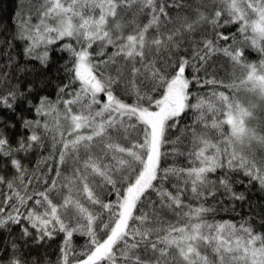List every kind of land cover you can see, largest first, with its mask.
Wrapping results in <instances>:
<instances>
[{"label": "snow or ice", "instance_id": "obj_1", "mask_svg": "<svg viewBox=\"0 0 264 264\" xmlns=\"http://www.w3.org/2000/svg\"><path fill=\"white\" fill-rule=\"evenodd\" d=\"M13 39L39 68L0 93L27 132L13 143L0 118V168L14 170L0 175V229L18 231L0 264H264V232L205 206L221 189L246 199L233 173L264 189V0H34ZM54 50L68 56L55 98ZM165 145L188 165H162ZM57 237L52 260L40 250Z\"/></svg>", "mask_w": 264, "mask_h": 264}, {"label": "trees", "instance_id": "obj_2", "mask_svg": "<svg viewBox=\"0 0 264 264\" xmlns=\"http://www.w3.org/2000/svg\"><path fill=\"white\" fill-rule=\"evenodd\" d=\"M34 0H0V72L4 71L7 67V71L10 73V82L5 80L3 83H0V93H3L8 90L11 85H17L21 89L28 83V81H36V75L34 73H25L19 72L18 68L24 66L25 64L31 68L34 64L37 68L39 65L35 61H29L28 58L24 55V42L17 41L13 39L14 34L17 31V24L19 22V14L27 12L32 8ZM189 3H192L195 6L196 0H189ZM229 30H235V26H229ZM223 31V29H222ZM63 43V42H61ZM10 44L11 47H7ZM57 46H53L55 49ZM8 56H11L15 63L11 64L10 67L7 66ZM246 56L251 62H258L261 58L254 49L246 52ZM67 53H61L59 51H53L52 53V63L50 64L47 71V78L51 81V84L47 88V94L55 98V87L61 82V79L64 77L62 71H57L60 69L65 61L67 60ZM220 63L227 67L226 58L221 57ZM194 90L200 92L207 91L208 86L204 88H199V86L194 85ZM223 90V89H220ZM19 111V109H18ZM23 115H29L27 112H23ZM0 118L8 120L9 123L16 124L15 128L8 129V136L13 143L21 135H27V132L19 127L18 121L12 117L11 113L6 111H0ZM190 118H181V125L178 127H183L185 124H190ZM177 130L173 129V137L175 136ZM171 145H165L162 148V152H168L169 156L167 158H162V165L170 166L175 165L179 167L187 166L189 161L183 156L173 157L171 155ZM47 154V145L43 150L30 152L25 158L24 163L29 168L32 169L37 162L40 160L41 156ZM55 165H53L54 167ZM14 170L8 167L0 168V175H4L6 178H10L13 175ZM215 175H219V172ZM233 179L236 183L233 184V189L236 192L244 193L246 199L243 201L232 200L229 196L224 193L221 189L217 192L216 196L209 197L208 202L205 206H211L214 209V212L208 214V219L211 222L221 223V222H230L236 224L238 227L241 224H244L246 221L250 223L257 231L264 232V189L256 181L249 183V178L244 176L242 173H233ZM213 178H215L213 176ZM243 181V183H240ZM0 190L6 191L3 189V186H0ZM2 198V197H0ZM193 205L198 204V201H193ZM18 236L17 226H12L11 231L6 229H0V242H2L6 247L11 246L13 240ZM86 237L80 235H74L73 245L79 248L85 243ZM59 242V237L57 240L51 243V248L45 247V249L40 250L41 253L47 252V255L50 259H55L56 247ZM25 251H31L33 256L37 255V250L35 248L26 249Z\"/></svg>", "mask_w": 264, "mask_h": 264}]
</instances>
